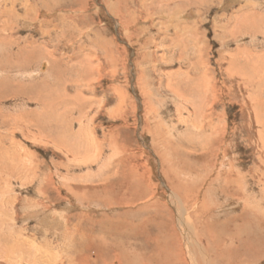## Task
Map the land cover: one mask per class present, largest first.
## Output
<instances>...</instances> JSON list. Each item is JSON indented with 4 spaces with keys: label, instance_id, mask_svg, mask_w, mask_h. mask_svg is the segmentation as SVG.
Here are the masks:
<instances>
[{
    "label": "rangeland",
    "instance_id": "obj_1",
    "mask_svg": "<svg viewBox=\"0 0 264 264\" xmlns=\"http://www.w3.org/2000/svg\"><path fill=\"white\" fill-rule=\"evenodd\" d=\"M263 1L0 0V39L12 41L0 43V264H101L122 241L103 227L119 219L156 237L162 211L118 198L134 174L175 214L172 170L212 179L223 162L250 177L247 194L264 207ZM208 182L193 193L213 210ZM230 203L218 221L235 215Z\"/></svg>",
    "mask_w": 264,
    "mask_h": 264
},
{
    "label": "bare ground",
    "instance_id": "obj_2",
    "mask_svg": "<svg viewBox=\"0 0 264 264\" xmlns=\"http://www.w3.org/2000/svg\"><path fill=\"white\" fill-rule=\"evenodd\" d=\"M5 1V0H4ZM27 1V0H26ZM75 1V0H73ZM111 3V0H109ZM99 2V1H98ZM264 2V1H263ZM58 3V2H57ZM80 4V3H79ZM4 5V4H3ZM24 5L27 7V3H24ZM56 5V4H53ZM59 5V4H58ZM263 5V4H262ZM115 6V4H114ZM261 6V5H260ZM116 7V6H115ZM242 7V6H241ZM4 8V7H3ZM47 8V7H46ZM117 8V7H116ZM243 8V7H242ZM5 9V8H4ZM34 9V8H33ZM54 9V8H53ZM257 9V8H256ZM13 10L10 9L9 12L12 16ZM1 15H4L6 11L0 10ZM29 11V8L27 9ZM93 11V10H92ZM242 11V10H241ZM41 12V11H40ZM130 13V12H129ZM241 13V12H240ZM60 14V13H59ZM58 16V15H57ZM256 16V15H255ZM61 17V16H60ZM174 17V16H173ZM26 18V17H25ZM38 18V17H36ZM34 16V21H37ZM59 18V17H58ZM67 19V18H66ZM221 19V18H220ZM243 19V18H242ZM33 20V17H32ZM58 20V19H57ZM65 20V19H64ZM239 20V19H238ZM250 20V19H249ZM252 20V19H251ZM260 20V19H259ZM59 21V20H58ZM245 21V20H244ZM253 21V20H252ZM25 22V21H24ZM48 22V21H47ZM246 22V21H245ZM40 23V22H39ZM62 23V22H61ZM128 23V22H127ZM255 23V21H254ZM25 24V23H24ZM35 24V23H34ZM46 24V23H44ZM261 24V23H260ZM41 24L39 26V29H41ZM52 25V24H51ZM59 25V24H58ZM125 25V24H124ZM228 25V24H227ZM23 27V26H22ZM46 27V26H45ZM15 28H18L16 26ZM24 28V27H23ZM60 28V27H58ZM65 28V27H64ZM62 30V28H60ZM3 30V29H2ZM18 30V29H17ZM34 30V29H33ZM65 30V29H63ZM62 30V31H63ZM126 30V29H125ZM66 31V30H65ZM15 32V31H13ZM54 32V31H53ZM64 33V32H63ZM11 38V37H10ZM71 38V37H70ZM9 40V38H8ZM7 38H1L0 43L1 44H8L12 41H8ZM172 40V39H171ZM8 41V42H7ZM31 44V43H29ZM21 45V44H20ZM33 45V44H32ZM35 45V44H34ZM38 46V45H37ZM40 46V45H39ZM41 47V46H40ZM25 48V47H24ZM43 48V47H42ZM263 48V47H262ZM36 48H34L35 50ZM19 50V49H18ZM22 49H20L21 51ZM37 50V49H36ZM100 50V49H99ZM7 52V51H6ZM264 52V51H263ZM25 53V52H24ZM49 53V52H48ZM17 54V53H16ZM23 54V53H20ZM19 54V55H20ZM52 54V53H51ZM12 55V54H11ZM34 55V54H32ZM53 55V54H52ZM18 56V54H17ZM22 56V55H21ZM26 56V54L24 55ZM107 56V55H106ZM8 57V56H7ZM13 57V55H12ZM32 57V56H31ZM33 58V57H32ZM35 58V57H34ZM37 58V57H36ZM108 58V56H107ZM13 59V58H12ZM18 60V59H17ZM20 60L23 62H27V60L24 59V57L20 58ZM31 60V59H30ZM9 61V60H8ZM9 63V62H8ZM53 63V62H52ZM55 63V62H54ZM53 63V64H54ZM1 64V63H0ZM25 64V63H24ZM52 64V66H53ZM3 65V64H2ZM8 65V64H6ZM40 65V64H39ZM49 65V64H48ZM1 66V65H0ZM5 66V65H4ZM46 63L43 65L42 69H46ZM10 67V66H9ZM29 67V66H28ZM50 67V65H49ZM93 67V66H92ZM27 68V67H26ZM51 68V67H50ZM96 67H94L95 69ZM54 69V66H53ZM93 68H90V71H92ZM97 69V68H96ZM95 69V70H96ZM153 69V68H152ZM7 70V68H6ZM9 70V69H8ZM7 70V71H8ZM89 71V72H90ZM94 72V70H93ZM92 72V73H93ZM8 73V72H7ZM55 73V71H53ZM91 73V72H90ZM6 74V73H5ZM24 74V73H23ZM52 74V73H51ZM49 75V74H48ZM5 77L4 75H1ZM8 77V75L6 76ZM18 77V76H17ZM35 77V75L33 76ZM38 77V76H37ZM51 78V77H50ZM3 78L0 77V99L4 97V95H8L5 92L6 88H8V84H6V80H2ZM7 79V78H6ZM26 79V78H25ZM41 79V78H40ZM8 81V80H7ZM209 82V81H208ZM211 83V82H210ZM201 86V83L199 84ZM176 86V85H174ZM203 86V85H202ZM201 86V87H202ZM211 86V85H210ZM171 87V86H170ZM207 91L210 92L209 89H207L208 86H204ZM20 88H22L20 86ZM30 88V87H29ZM197 88V87H196ZM21 90V89H20ZM158 90V89H157ZM12 91V90H11ZM172 91V90H171ZM179 91V90H178ZM181 91V90H180ZM205 92V95L203 94V100H205L206 96L209 94ZM22 92V90H21ZM26 92V91H25ZM31 92V91H29ZM183 92V91H182ZM23 94V93H21ZM174 95V94H173ZM25 96V95H24ZM176 96V93H175ZM6 97V96H5ZM178 97V96H177ZM180 97V96H179ZM208 97V96H207ZM182 98V97H181ZM180 98V99H181ZM189 98V97H188ZM186 99V98H185ZM157 100V99H156ZM185 101V100H184ZM188 101V100H187ZM190 101V100H189ZM193 101V100H192ZM191 103V102H190ZM207 103V98H206ZM38 104V103H37ZM193 104V103H191ZM204 104V103H203ZM42 105V104H41ZM207 105V104H206ZM199 107V106H198ZM198 110V109H197ZM159 114V113H158ZM90 119V118H89ZM204 119V118H203ZM196 120V119H195ZM205 120V119H204ZM90 123V122H89ZM164 124V123H163ZM45 127V126H44ZM156 127V126H155ZM201 127V126H200ZM41 128V127H40ZM46 128V127H45ZM87 128V127H86ZM85 128V129H86ZM202 128V127H201ZM44 130V129H43ZM46 130V129H45ZM214 131V128H213ZM87 132V131H86ZM144 132V131H143ZM216 132V130H215ZM202 133V132H201ZM221 134V133H220ZM29 135V134H28ZM150 135V134H149ZM155 135V134H154ZM204 136V135H203ZM218 137V136H216ZM214 137H212L213 139ZM222 138V137H221ZM215 142V141H214ZM222 142V140L220 141ZM122 143V142H121ZM120 143V144H121ZM213 143V142H211ZM208 144V143H207ZM210 144V142H209ZM220 144V143H219ZM93 145V144H92ZM215 145V144H213ZM201 147V146H199ZM198 147V148H199ZM208 147V146H207ZM215 147V146H213ZM209 148V147H208ZM125 149V148H124ZM128 149V147H127ZM140 149V148H139ZM203 150V149H202ZM213 150V148H212ZM211 150V151H212ZM227 150V149H226ZM217 151V150H216ZM14 152V151H13ZM71 152V151H70ZM115 152V151H114ZM139 152V151H138ZM210 152V151H209ZM215 152V151H214ZM225 152V151H224ZM213 153V152H212ZM19 154V153H18ZM127 154V153H126ZM194 154V153H193ZM196 154V153H195ZM208 154V153H207ZM214 154V153H213ZM220 153H218L219 155ZM117 155V154H116ZM130 155V154H129ZM134 155V154H132ZM204 155V154H203ZM161 156V155H160ZM207 156V155H206ZM210 156V155H209ZM222 156V155H221ZM128 157V156H127ZM163 157V156H162ZM208 157V156H207ZM213 157V155H212ZM216 157V156H215ZM213 157V158H215ZM220 157V156H219ZM223 157V156H222ZM182 158V157H181ZM206 158V157H205ZM183 159V158H182ZM207 159V158H206ZM205 159V160H206ZM209 159V158H208ZM217 160V158H215ZM215 159L214 162H215ZM223 159V158H222ZM226 159V157H225ZM228 159V158H227ZM16 160V159H15ZM164 160V158H163ZM162 160V161H163ZM198 160H200L198 158ZM204 160V161H205ZM212 160V158H211ZM169 161V160H168ZM203 161V162H204ZM208 161V160H207ZM219 161V160H218ZM221 161V160H220ZM229 161V160H228ZM122 163L124 161H121ZM121 162L119 164H121ZM145 162V161H144ZM189 162V161H188ZM202 162V161H201ZM202 162V163H203ZM89 163V162H88ZM92 163V162H91ZM125 163V162H124ZM130 163V162H129ZM133 163V162H132ZM168 163V162H167ZM170 163V162H169ZM177 163V162H176ZM201 163V164H202ZM206 163V161H205ZM163 164V163H162ZM165 164V163H164ZM190 163H188L189 166ZM192 164V162H191ZM194 164V163H193ZM204 164V163H203ZM211 164V162H210ZM229 164V163H228ZM118 165V164H117ZM116 165V166H117ZM209 165V164H208ZM214 165V163H213ZM121 166V165H118ZM124 166V165H122ZM127 166V165H126ZM132 166V165H131ZM130 166V167H131ZM194 167L193 165H191ZM199 166V165H198ZM201 166V165H200ZM203 166V165H202ZM201 166V167H202ZM215 166V165H214ZM220 168L218 172L215 173L214 178L211 179L210 172L206 173H200L197 171H193L190 174L187 175L188 179H184L183 176H180V173L172 172L170 174L175 175L176 180L179 182L178 184H173L170 186V188L167 189L171 192L169 193L168 200L173 204V208L175 209V214L169 211V209L164 207L166 206V203L154 201V198L156 196H152V192L149 188V183L147 184V179L138 181L135 179L134 174L132 175V179H128L129 184L132 187H127L129 191L121 192L122 195H120V202H127L130 204L138 203L140 201H143L142 206L138 209L139 212L142 211V213L150 214L152 208L155 207L158 208L157 212L162 211L159 215L162 218L161 223L162 227L167 226L165 229L160 226L157 230V236L152 237L149 233L145 232L142 237L141 233L139 234L138 230L140 227H142V223H126L122 219H119L118 221H115L111 224V227H103V234L107 235H115L122 238V241L119 240L113 244H111V248L118 250V248L122 250H118L120 253L117 254H111L110 249H105L106 256L102 259L101 264H263L264 263V207L260 203H256L250 199L251 196H249L248 189L252 187L250 177L247 174H242L238 171L236 175H234L231 170L233 168L230 167V169H226V165L222 162L220 163ZM133 167V166H132ZM170 167V165H168ZM186 167V166H184ZM190 167V166H189ZM205 167V166H204ZM203 167V168H204ZM238 167V166H237ZM122 168V167H121ZM135 168V167H134ZM197 168V167H196ZM98 169V168H97ZM131 169V168H130ZM190 169V168H189ZM188 169V170H189ZM194 169V168H193ZM198 169V168H197ZM215 169V168H214ZM213 169V170H214ZM28 170V169H27ZM120 170V169H119ZM135 170V169H134ZM137 170V169H136ZM135 170V171H136ZM212 170V169H211ZM150 171V170H149ZM170 171V170H169ZM205 171V170H204ZM234 171V170H233ZM116 172V171H115ZM120 172V171H119ZM165 172V171H164ZM167 172V171H166ZM183 172V171H182ZM213 172V171H212ZM118 173V170H117ZM142 173V172H141ZM116 174V173H115ZM131 174V173H130ZM125 175V174H124ZM167 176V174H166ZM237 176V177H235ZM146 177V176H145ZM213 177V175H212ZM169 179H171V176H168ZM237 178V180H236ZM165 180V179H164ZM186 180V181H185ZM125 181V180H124ZM159 181V180H158ZM168 181V180H167ZM170 181H174L171 179ZM168 181V182H170ZM208 182V185H211L212 188L215 189L216 195H209V203L212 198V201L216 200L217 203H214L215 208L213 210L210 209V205L207 203V201L204 200V198L201 197L200 194H194L195 190L198 187L199 184L202 182ZM142 182V187H139V183ZM167 182V183H168ZM132 183V184H131ZM237 183L239 185H242V190H233L232 187L236 186L238 189ZM169 184V183H168ZM257 184V183H256ZM261 184V183H260ZM109 185V184H108ZM128 185V184H127ZM128 185V186H130ZM202 185V184H201ZM201 185H199L201 187ZM177 186L182 188L181 191L177 189ZM204 186V185H203ZM264 186V185H263ZM153 187V186H152ZM197 187V188H196ZM260 187V186H259ZM262 187V186H261ZM263 188V187H262ZM104 189V188H103ZM123 189V188H122ZM188 193H187V190ZM202 189V188H201ZM199 190V189H198ZM206 190V189H205ZM120 191V190H119ZM123 191V190H122ZM186 191V192H185ZM213 191V190H212ZM234 191V192H233ZM107 192V191H104ZM110 192V191H109ZM185 192L183 195L181 193ZM206 192V191H205ZM210 192V190H209ZM260 192L264 193V189H260ZM111 193V192H110ZM201 193V192H200ZM259 193V191H258ZM219 195V197L217 196ZM94 197H98L97 192L95 191L93 193ZM101 195V192H100ZM20 196V195H19ZM216 196L218 197L216 199ZM220 196L226 197L227 200L221 201ZM246 196L249 197L251 202H249V199H246ZM263 196V195H262ZM116 197V198H117ZM162 197V196H161ZM204 197V196H203ZM256 197V196H255ZM259 197V196H257ZM76 198V197H75ZM115 198V200H116ZM97 199V198H96ZM105 199V198H104ZM112 200V199H111ZM248 200V201H247ZM103 201V200H102ZM168 201V202H169ZM230 201L231 203H234V206L238 204L237 207H233L232 205H228V208L232 206L229 211L230 213L235 214L234 216H229L228 218L221 219L222 221L217 220V212L220 213L221 210L223 211V208L220 207L219 204H224L225 202ZM23 202V201H22ZM93 202V201H92ZM95 203V202H94ZM97 203V202H96ZM95 203V204H96ZM102 203V202H101ZM230 203V204H231ZM94 204V205H95ZM98 204V203H97ZM115 204V202H114ZM140 204V203H139ZM30 205V204H29ZM72 205V204H71ZM101 205V204H100ZM99 205V206H100ZM109 205V203H108ZM168 205V204H167ZM105 206V205H104ZM133 206V205H132ZM25 207V206H24ZM92 207V206H91ZM94 207V206H93ZM116 207V206H115ZM125 207V206H124ZM168 207V206H167ZM223 207V206H222ZM49 208V207H48ZM76 208V207H75ZM110 208V205H109ZM112 208V207H111ZM110 208V209H111ZM128 208V207H127ZM130 208V207H129ZM136 208V207H135ZM169 208V207H168ZM227 207H224V209ZM95 209V208H94ZM38 210V209H37ZM84 210V209H83ZM171 210V209H170ZM226 210V209H225ZM97 211V210H96ZM136 211V210H135ZM75 212V211H74ZM155 212V211H154ZM153 212V213H154ZM168 212V213H165ZM20 213V212H19ZM26 213V212H25ZM60 213V212H59ZM58 213V214H59ZM73 213V212H72ZM127 213V211H126ZM229 213V214H230ZM228 214V215H229ZM52 215V214H51ZM145 215V214H144ZM175 215V216H174ZM225 215V214H224ZM14 216V215H13ZM51 217V216H50ZM114 217V215H113ZM57 218V217H56ZM148 218V217H147ZM51 219V218H50ZM49 219V220H50ZM146 219V218H145ZM60 220V219H59ZM64 220V219H63ZM70 220V219H69ZM73 220V219H72ZM151 221V220H150ZM59 222V221H58ZM142 222V221H141ZM53 223V222H52ZM56 223V222H55ZM150 223H153L151 221ZM159 225L160 222H157ZM13 224V223H12ZM89 224V223H88ZM146 225L145 223H143ZM149 224V223H148ZM154 224V223H153ZM157 224V225H158ZM100 225V224H99ZM152 225V224H151ZM150 225V226H151ZM144 227V226H143ZM6 228V227H5ZM88 228V227H87ZM148 228V227H147ZM94 229V228H93ZM95 230V229H94ZM144 232V231H143ZM44 233V232H43ZM156 234V233H155ZM86 236V235H85ZM144 239H142V238ZM92 238H94L92 236ZM119 238V239H120ZM128 240H134L136 241L135 247H128L125 242H123V239ZM142 239L140 243L137 242V240ZM32 239V238H31ZM104 239V238H103ZM108 240V239H107ZM15 241V240H14ZM91 241V240H89ZM102 241V240H101ZM112 241V240H110ZM125 241V240H124ZM127 242V241H126ZM94 243V242H92ZM133 243V242H132ZM133 243V244H134ZM33 244V243H32ZM99 244V243H98ZM101 244V243H100ZM103 244V243H102ZM108 244V243H107ZM110 244V243H109ZM108 244V245H109ZM36 245V244H35ZM39 245V244H38ZM95 245V244H94ZM106 246V244L104 243ZM103 245V246H104ZM130 246V244H128ZM100 246V245H99ZM97 247V246H96ZM107 247V246H106ZM122 247V248H121ZM99 248V247H98ZM31 249V248H30ZM103 249V248H102ZM131 249V250H128ZM101 250V249H100ZM5 251V250H4ZM114 251V252H115ZM50 252V251H49ZM100 253V252H99ZM10 254V253H9ZM105 254V253H104ZM101 255V254H100ZM9 256V255H8ZM56 256V254H55ZM36 259V258H35ZM42 259V258H41ZM13 260V259H12ZM36 262V261H35ZM10 264V263H9ZM91 264V263H90ZM100 264V263H99Z\"/></svg>",
    "mask_w": 264,
    "mask_h": 264
}]
</instances>
